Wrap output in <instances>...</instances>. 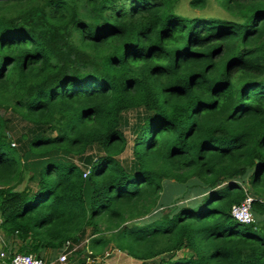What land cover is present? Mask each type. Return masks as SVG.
<instances>
[{
	"label": "trees",
	"instance_id": "obj_1",
	"mask_svg": "<svg viewBox=\"0 0 264 264\" xmlns=\"http://www.w3.org/2000/svg\"><path fill=\"white\" fill-rule=\"evenodd\" d=\"M185 1L0 0L10 256L264 264V0Z\"/></svg>",
	"mask_w": 264,
	"mask_h": 264
},
{
	"label": "crops",
	"instance_id": "obj_2",
	"mask_svg": "<svg viewBox=\"0 0 264 264\" xmlns=\"http://www.w3.org/2000/svg\"><path fill=\"white\" fill-rule=\"evenodd\" d=\"M2 218L0 215V264H6L10 255H12L11 249L18 248L17 241L13 236H7L1 228ZM77 251V250H76ZM80 255H73V251L67 249V246L61 250H49L43 255V259L46 264H142L128 255L118 251L109 250L103 257H92V251L89 248L88 243L83 244L80 247ZM6 254L2 257L1 254ZM77 253V252H76ZM63 254L68 255V262L62 263L60 257Z\"/></svg>",
	"mask_w": 264,
	"mask_h": 264
},
{
	"label": "built area",
	"instance_id": "obj_3",
	"mask_svg": "<svg viewBox=\"0 0 264 264\" xmlns=\"http://www.w3.org/2000/svg\"><path fill=\"white\" fill-rule=\"evenodd\" d=\"M15 146V144H13ZM89 173L86 172L85 176ZM255 197L253 195H248L246 199L239 205H235L232 207V217L241 224H255L256 218L253 213V204L255 202ZM70 245H67V249H69ZM2 257H5L6 254H1ZM60 261L62 263L68 262V255L63 254L60 257ZM6 264H46L43 258L37 257L33 254H14L13 256H9Z\"/></svg>",
	"mask_w": 264,
	"mask_h": 264
},
{
	"label": "rangeland",
	"instance_id": "obj_4",
	"mask_svg": "<svg viewBox=\"0 0 264 264\" xmlns=\"http://www.w3.org/2000/svg\"><path fill=\"white\" fill-rule=\"evenodd\" d=\"M214 1V0H213ZM189 3V0H186L185 2H183V6H182V8H181V12H183V13H185V14H187V15H191V16H194V14H195V12L196 11H192V10H190L189 8H187L186 7V5ZM218 6L216 5V4H214L213 5V7H212V11H214L213 13H216V11L218 10ZM217 13H221V12H217ZM206 14H210V13H206ZM214 15H216V14H214ZM220 15V14H219ZM169 196H170V194H167V195H165V199L166 200H168L169 199ZM183 254H185V253H183V252H181L180 254H179V256H182Z\"/></svg>",
	"mask_w": 264,
	"mask_h": 264
}]
</instances>
